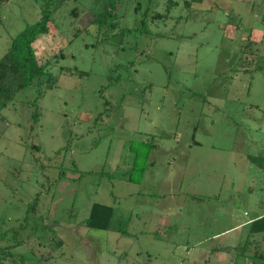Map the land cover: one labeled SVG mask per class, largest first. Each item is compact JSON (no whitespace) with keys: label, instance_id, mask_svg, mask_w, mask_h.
<instances>
[{"label":"rangeland","instance_id":"rangeland-1","mask_svg":"<svg viewBox=\"0 0 264 264\" xmlns=\"http://www.w3.org/2000/svg\"><path fill=\"white\" fill-rule=\"evenodd\" d=\"M29 30L0 264H264V0H1L0 59Z\"/></svg>","mask_w":264,"mask_h":264},{"label":"trees","instance_id":"trees-1","mask_svg":"<svg viewBox=\"0 0 264 264\" xmlns=\"http://www.w3.org/2000/svg\"><path fill=\"white\" fill-rule=\"evenodd\" d=\"M34 32L29 30L23 34L21 40H14L0 59V112L14 100L17 92L35 85L44 75L45 68L33 64L34 50L30 41ZM34 118L38 119V114ZM113 216L112 207L96 203L92 206L86 225L91 229L107 230ZM251 226L252 232H264V217L253 220Z\"/></svg>","mask_w":264,"mask_h":264}]
</instances>
